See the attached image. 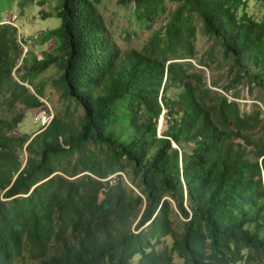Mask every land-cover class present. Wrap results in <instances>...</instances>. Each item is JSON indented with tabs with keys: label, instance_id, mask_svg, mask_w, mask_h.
<instances>
[{
	"label": "trees",
	"instance_id": "1",
	"mask_svg": "<svg viewBox=\"0 0 264 264\" xmlns=\"http://www.w3.org/2000/svg\"><path fill=\"white\" fill-rule=\"evenodd\" d=\"M103 1L63 0L42 59L0 25V264H264L263 112L229 99L264 96V14L247 10L264 0H117L142 29L166 14L126 53ZM51 66L64 109L15 136L25 111L47 110Z\"/></svg>",
	"mask_w": 264,
	"mask_h": 264
},
{
	"label": "rangeland",
	"instance_id": "2",
	"mask_svg": "<svg viewBox=\"0 0 264 264\" xmlns=\"http://www.w3.org/2000/svg\"><path fill=\"white\" fill-rule=\"evenodd\" d=\"M62 2L63 0H12L11 8L1 14L0 25L11 24L17 28V41L22 47L23 56L27 55L26 53L28 52H32L37 59H42L43 53L54 47V42L52 40H47L46 33L60 26L61 21L56 17V12L62 5ZM1 5L6 7L8 5V0H1ZM175 8L176 4L167 3L168 11H173ZM97 9L111 38L116 42L123 53L132 49L142 50L152 33L159 31L165 24L164 18L166 14L156 20L150 29L140 28L131 17L130 11L126 8H122L117 0H104ZM247 10L256 17L264 14V7H261L259 4H254L253 2L249 3ZM195 46L198 53L201 54L208 48L209 43L205 37L198 34ZM20 62L19 60L18 66ZM192 63L203 71L208 85L214 78H218L219 84L226 82L224 76H217L219 72H211L204 67L196 65L197 62L195 61H192ZM55 75H57V72L54 70V67L51 66L39 76L42 79L41 83L43 87V97L40 99L42 103L52 111L53 115H55L56 111L63 110L65 105L59 93L51 86L50 79L55 77ZM44 81L45 83H43ZM37 83H39L38 79L35 81V84ZM24 85L33 92L32 87L26 83ZM238 89L240 90L238 98L233 99L229 97V99L238 102L241 109L244 111H249L252 104H258L264 117V96L260 95V91L255 89L249 93L246 86L239 87ZM215 90L220 91L219 89ZM37 111L38 110L35 109L25 111L24 119L14 131L15 136H32L38 131L39 126L32 120V116ZM0 117L9 119L11 113L0 109ZM164 129L165 120L163 115L159 118L157 124L158 137L159 133L161 135ZM20 157L23 161L27 159V154L24 150L20 153Z\"/></svg>",
	"mask_w": 264,
	"mask_h": 264
},
{
	"label": "built area",
	"instance_id": "3",
	"mask_svg": "<svg viewBox=\"0 0 264 264\" xmlns=\"http://www.w3.org/2000/svg\"><path fill=\"white\" fill-rule=\"evenodd\" d=\"M53 118L52 111L47 108V110L40 109L32 117L33 122L39 126V129H45Z\"/></svg>",
	"mask_w": 264,
	"mask_h": 264
},
{
	"label": "water",
	"instance_id": "4",
	"mask_svg": "<svg viewBox=\"0 0 264 264\" xmlns=\"http://www.w3.org/2000/svg\"><path fill=\"white\" fill-rule=\"evenodd\" d=\"M160 136H161V135H160V133H159V137H160ZM173 147H176L175 144H173Z\"/></svg>",
	"mask_w": 264,
	"mask_h": 264
},
{
	"label": "clouds",
	"instance_id": "5",
	"mask_svg": "<svg viewBox=\"0 0 264 264\" xmlns=\"http://www.w3.org/2000/svg\"><path fill=\"white\" fill-rule=\"evenodd\" d=\"M35 114V113H34ZM33 117V116H32ZM50 124V123H49ZM38 130L42 131L41 129L38 128ZM44 130V129H43Z\"/></svg>",
	"mask_w": 264,
	"mask_h": 264
}]
</instances>
